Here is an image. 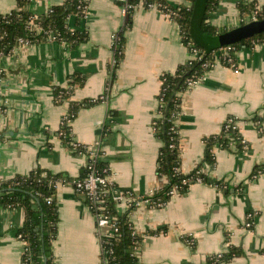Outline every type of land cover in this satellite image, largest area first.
<instances>
[{
    "label": "crops",
    "instance_id": "crops-1",
    "mask_svg": "<svg viewBox=\"0 0 264 264\" xmlns=\"http://www.w3.org/2000/svg\"><path fill=\"white\" fill-rule=\"evenodd\" d=\"M253 1L264 4V0ZM64 2L34 0L32 10L44 14ZM238 3L220 0L211 14L216 40L226 41L224 31L245 23ZM17 4L18 0H0V14L11 12ZM125 20L118 1L89 0L85 18L68 19L71 29L86 30L85 41L72 46L48 40L21 46L3 57L0 179L10 180L36 168L77 179L89 160L87 148L100 141L101 161L110 168L109 179L119 191L143 199L167 182L158 172L163 141L154 128L161 77L174 73L194 53L182 42L176 21L159 8L138 7L125 31L123 57L108 89L113 36ZM197 36L207 44L205 36L199 32ZM235 58V66L218 62L181 94L182 111L176 121L181 169L189 173L196 168L203 159L205 138L220 134L231 119L248 145L215 148V166L204 169L223 186L194 183L162 207L145 204L130 209L124 202L116 204L142 237L136 250L139 264H208L211 256L220 257L232 247L239 249L237 255L211 264H264V172L252 177L254 169L264 164V43L243 47ZM74 74L84 77V84L57 101L54 89L70 87ZM98 98L101 101L79 110L70 123L72 140L66 143L59 131L70 102ZM56 201L55 264H104L97 219L83 194L72 185L60 184ZM24 221L23 208L0 206V264H22L25 241L18 229ZM102 231L108 233L109 228Z\"/></svg>",
    "mask_w": 264,
    "mask_h": 264
},
{
    "label": "trees",
    "instance_id": "trees-1",
    "mask_svg": "<svg viewBox=\"0 0 264 264\" xmlns=\"http://www.w3.org/2000/svg\"><path fill=\"white\" fill-rule=\"evenodd\" d=\"M141 0H128L132 5ZM189 5H172L168 0H145V4L156 3L164 11L172 13L171 18L179 24L182 42L189 46L192 53L197 51L190 61L181 65L174 73H166L161 77L162 87L159 98L161 103L157 116L154 120L156 135L163 141L158 158L159 175L165 177L167 182L155 190L151 196L153 207L166 205L172 197L171 191L176 189L177 193L185 194L194 183L203 182L223 186L222 181L212 178L204 169L206 165L214 167L216 164L215 148L229 149L234 143L239 149L247 147L239 128L232 122L225 123L222 132L217 135L208 136L204 140L205 150L203 159L189 173H184L181 169L180 156V134L177 119L182 111L181 94L189 88V81L203 77L219 60L224 65L231 66L229 58H234L237 51L243 47H250L255 44L264 43V29H251L247 33L232 35L226 41L216 40V28L209 22L211 14L219 7L220 0H188ZM89 0H66V2L55 5L51 11L44 14H35L29 9V0H18L17 7L9 13L0 14V64L4 56L14 53L17 41L20 37L31 40L33 43L48 41L52 36L60 42L75 45L88 38L86 30H73L68 25L70 16H76L78 20L83 19L84 10L88 8ZM122 4V3H120ZM238 8L241 16H251L255 12L257 19L252 22L264 24V4L259 5L253 0H239ZM134 10L128 11L124 26L118 32L115 44L113 45L114 58L116 64L114 70L119 65L123 57L125 47V31L130 26V18ZM37 15L33 20L36 25H41L42 32L38 33L30 23V17ZM198 32L205 36L206 43L200 42ZM229 33L228 31L222 33ZM214 39V40H213ZM214 45H211L210 42ZM232 49L223 51L224 48ZM113 72L110 84L115 79ZM2 77V73H0ZM70 80V87L64 89L56 87L54 89L57 101L68 98L73 89L83 85L85 78L79 74H74ZM96 100L71 101L70 109L60 127V136L68 143L71 135L70 123L76 118L82 107L90 106ZM235 121V119H231ZM82 151H86L81 146ZM97 169L102 172L107 168V164L99 158ZM89 168L85 166L83 174L77 179L63 176L61 173H53L49 170L36 168L28 174L17 175L10 180L0 179V206L6 209L23 208L25 210L24 224L18 229V235L25 241L22 264H55L54 261V240L57 235L58 204L56 197L58 194V183L60 181L71 182L83 180L88 174ZM264 172V164L257 166L252 177ZM78 193L83 194L80 191ZM85 202L89 204L88 197L83 194ZM104 196V210L100 214H106L116 224L118 231L112 237L106 238L104 243L103 261L106 264H139L136 250L142 242V237L138 235L127 214H120L110 195ZM48 198H51L48 202ZM145 198V197H144ZM134 207H132L133 209ZM131 209V208H130ZM239 249L232 247L228 252L209 258L208 264L226 262L233 255H237Z\"/></svg>",
    "mask_w": 264,
    "mask_h": 264
},
{
    "label": "built area",
    "instance_id": "built-area-1",
    "mask_svg": "<svg viewBox=\"0 0 264 264\" xmlns=\"http://www.w3.org/2000/svg\"><path fill=\"white\" fill-rule=\"evenodd\" d=\"M118 1L119 3H122V13L124 16L127 15L128 11H130L131 9L135 10L138 7H145V8H159L160 10H162V12H164V14L166 16H168L169 18H171L172 13L170 11H164L163 9H161L156 3H149L148 5L145 4V0H141L139 3L132 5L128 2V0H115ZM30 4L28 5L29 9H32V3L34 2V0H29ZM52 8H50L48 10V12L51 11ZM88 9V8H87ZM87 9L84 10V18L87 15ZM47 12V13H48ZM256 12L251 15V16H243L242 17V22H250V21H255L257 19L256 17ZM37 18V15H34L30 17V23L33 25V28L38 32H42L43 28L41 27V25H36L33 23V20ZM117 38V33L114 34L113 36V45L115 44ZM49 40H57L55 39L54 36H52L51 38H49ZM34 43L26 38L20 37L17 41V46L14 49V53L17 52V50L21 47V46H31ZM232 49L231 47H226L223 49V51H228ZM194 56L197 55V51L194 50ZM229 61L231 63V66H235L236 65V58L234 55V58H229ZM219 62V60H217V62L214 64L216 65ZM116 64V60L115 58L112 60L111 66H110V79L108 82V89L111 87L110 81L114 72V66ZM2 72V70L0 69V73ZM202 78V77H201ZM195 79V80H190L189 81V87L196 85L200 79ZM4 80L2 77H0V94L3 93V83ZM105 96H108V92H106ZM104 98V96H103ZM159 101L161 103V99L159 98ZM230 122L234 123V121L229 120ZM87 154L89 156V160L88 163L86 165V167L89 168L88 174L87 176L83 179V180H75L73 183L71 182H65V181H60L58 183V185L63 184H69L72 185L77 191L82 192L83 194H85L88 199H89V208L92 210V212L95 214L96 219H97V227H98V233L100 236V241L103 247V253H104V243H106L105 239L106 238H110L113 236V234L115 232L118 231V228L116 227V224L113 223L111 220H115L116 218H111L106 215V214H100L99 212H101L102 210H104V206H103V202H104V196L103 195H110V197L112 198L113 202L116 204H118L119 202H124L125 204H127L129 206V208L132 209V207H134L133 209L142 206V205H151V196L154 194L155 190H153L152 192H150L148 194L147 197L141 199L136 197L132 192H121L119 191V189L117 188L116 185H114V183L112 181H110L109 179V174H110V168H104L102 172H100L97 169V162L99 160V158L103 155V148H102V143L100 141L96 142V144H94V146H91L89 148H87ZM172 195L177 193L176 189L171 191ZM48 202H50L51 198L47 199ZM117 206V205H116ZM250 225V224H249ZM103 227H108L109 228V232L108 233H104L102 231ZM104 262V261H103ZM104 264H106L104 262Z\"/></svg>",
    "mask_w": 264,
    "mask_h": 264
},
{
    "label": "water",
    "instance_id": "water-1",
    "mask_svg": "<svg viewBox=\"0 0 264 264\" xmlns=\"http://www.w3.org/2000/svg\"><path fill=\"white\" fill-rule=\"evenodd\" d=\"M252 28L255 29V30H262V29H264V24H259L257 22H252V23L247 24V25H245L243 27H239V28H236V29L230 31L229 33L226 34V36L233 37L232 35H239V34H242V33H247ZM44 264H47V260L46 259H45Z\"/></svg>",
    "mask_w": 264,
    "mask_h": 264
}]
</instances>
